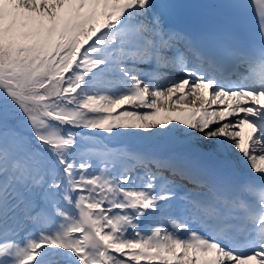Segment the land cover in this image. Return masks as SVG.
Here are the masks:
<instances>
[{
    "label": "snow or ice",
    "instance_id": "6c2138e0",
    "mask_svg": "<svg viewBox=\"0 0 264 264\" xmlns=\"http://www.w3.org/2000/svg\"><path fill=\"white\" fill-rule=\"evenodd\" d=\"M255 4L0 0V264H264Z\"/></svg>",
    "mask_w": 264,
    "mask_h": 264
}]
</instances>
